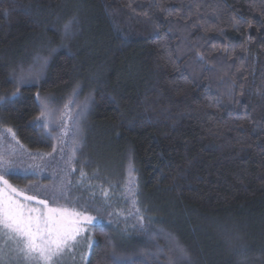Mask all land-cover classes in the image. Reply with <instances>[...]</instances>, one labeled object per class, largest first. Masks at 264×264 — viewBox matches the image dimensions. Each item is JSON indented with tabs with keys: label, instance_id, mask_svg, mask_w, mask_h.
Returning <instances> with one entry per match:
<instances>
[{
	"label": "trees",
	"instance_id": "obj_1",
	"mask_svg": "<svg viewBox=\"0 0 264 264\" xmlns=\"http://www.w3.org/2000/svg\"><path fill=\"white\" fill-rule=\"evenodd\" d=\"M0 100V172L96 218L86 264H264V0H0Z\"/></svg>",
	"mask_w": 264,
	"mask_h": 264
},
{
	"label": "snow or ice",
	"instance_id": "obj_2",
	"mask_svg": "<svg viewBox=\"0 0 264 264\" xmlns=\"http://www.w3.org/2000/svg\"><path fill=\"white\" fill-rule=\"evenodd\" d=\"M64 32L65 35L71 33V24H65ZM47 63L48 57H38V68L34 67L27 73L21 70L17 75L18 82L34 81ZM83 114L84 108L77 113V118ZM40 115L45 118L52 115L48 101L43 102ZM7 132L15 137L11 128ZM3 160V154H0V163ZM84 175L81 171V176ZM104 195L107 196V192ZM63 199V192L59 196L53 193L50 198L29 194L10 184L4 173L0 172V264H62L64 256L75 251L81 234L86 232L85 225L92 224L96 218L60 206L58 202ZM139 219L143 222L144 217L140 216ZM168 241V250L173 253L170 264H181V261L189 258L187 250L170 233ZM5 255L9 257L7 262Z\"/></svg>",
	"mask_w": 264,
	"mask_h": 264
},
{
	"label": "rangeland",
	"instance_id": "obj_3",
	"mask_svg": "<svg viewBox=\"0 0 264 264\" xmlns=\"http://www.w3.org/2000/svg\"><path fill=\"white\" fill-rule=\"evenodd\" d=\"M124 193L125 194L123 195L121 200H124V198L128 195L127 191H124ZM32 194H36V193H32ZM131 194L132 193H130V195ZM95 222L96 221H94L92 224L85 225L86 232L81 234L79 245L76 247L74 252L69 253L64 256L62 264H86L88 254H89L91 245L93 243L92 236L90 233V228L93 224H95ZM4 259L7 262L9 257L5 255Z\"/></svg>",
	"mask_w": 264,
	"mask_h": 264
}]
</instances>
